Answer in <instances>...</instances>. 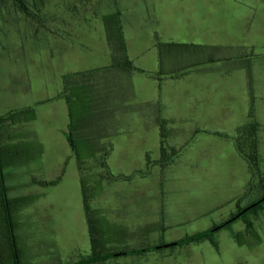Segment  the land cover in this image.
Returning <instances> with one entry per match:
<instances>
[{"label": "crops", "instance_id": "0c3cea01", "mask_svg": "<svg viewBox=\"0 0 264 264\" xmlns=\"http://www.w3.org/2000/svg\"><path fill=\"white\" fill-rule=\"evenodd\" d=\"M30 14L14 0H0L2 42L13 43L16 58L23 59L18 67L25 68L16 73L11 99L21 101L13 110L32 105L27 51L36 42L37 22ZM155 23L156 31L135 58L128 46L110 45L103 34L101 63L68 71L73 76L63 82L64 97L56 101L67 116L61 139L67 142L72 123L83 168L92 166V186L82 190L74 162L78 184L62 197L72 198L71 221L90 246L87 256L99 257L93 264H129L158 254L166 225L195 220L188 203L185 211H174L173 196L186 179L192 198L199 178L213 173L233 177L230 201L250 193L253 176L238 142L247 138L250 125L256 126V149L264 142V113L259 117L255 111L264 106V48L257 40L264 0H164ZM62 140L64 158L71 159L70 145ZM180 162L189 166L188 175L178 171Z\"/></svg>", "mask_w": 264, "mask_h": 264}, {"label": "rangeland", "instance_id": "374dc122", "mask_svg": "<svg viewBox=\"0 0 264 264\" xmlns=\"http://www.w3.org/2000/svg\"><path fill=\"white\" fill-rule=\"evenodd\" d=\"M21 1L25 8L23 10L35 14L37 22L36 42L27 51V57L31 60V65L26 62L31 83L29 97L32 105L29 109L13 110L21 101L11 99L15 97L13 91L18 85L16 73L25 68L18 67L23 59L16 58V47L10 40L2 42L3 30L0 34V117L24 112V117L15 124L1 123L0 142L1 145H16L24 149L25 159H28V164L6 170L12 190L9 195L32 198L14 215V222L18 221L20 225L14 231L17 260L12 264H77L89 258L90 246L82 237L81 228L71 221L68 203L72 198L62 197L66 190L71 192L78 184L77 169L72 167L78 159L71 148L68 151H71L72 158H64L59 133L65 127L67 116L62 114L56 101L64 97L60 91L68 71L88 69L103 60L101 46L105 39L103 34H107L106 26L113 35V45L128 46L131 58L137 57L148 44L152 30L156 31L155 21L164 0ZM259 31L258 47L263 49L264 28ZM63 34L72 41H68L70 39ZM263 107L255 110L259 117L264 113ZM75 113L72 108L73 118H76ZM241 138L244 142L243 136ZM62 141L67 146V142ZM184 143H187V136ZM75 146L77 152H83L79 142L76 141ZM180 163L182 165H177L180 168L178 171L188 175L189 166ZM257 163L250 193L233 201L229 199L228 189L233 187L231 175L213 173L206 179L200 177V186L193 198L190 193L194 191L189 188L187 179L183 181L173 196L174 211H185L188 203L191 206L190 215L195 220L186 224L166 225L162 234L164 243L158 246L159 253H150L142 261L132 259L134 261L129 264H264V205L257 216L251 213L245 215L252 223L251 228H247L242 220L233 222L215 235V246L209 241L180 244L187 237L227 221L237 212L236 206L240 202L246 206L263 195L264 142L257 148ZM91 168L89 166L83 172L78 169L83 179L81 185L83 183L88 191L92 186ZM58 176H61L58 186L43 187L39 184ZM32 180L37 184H32ZM39 194L42 195L40 200ZM3 258L0 257V264H8L7 259ZM102 264L123 263L108 260Z\"/></svg>", "mask_w": 264, "mask_h": 264}, {"label": "trees", "instance_id": "16d2710c", "mask_svg": "<svg viewBox=\"0 0 264 264\" xmlns=\"http://www.w3.org/2000/svg\"><path fill=\"white\" fill-rule=\"evenodd\" d=\"M15 3L21 4L20 7H22V12L26 13L23 9L24 5L21 0H14ZM26 15H29L27 12ZM30 17H32V14H30ZM107 30V37H108V43L110 45H113V35L111 36L110 33V28L106 26ZM115 46V45H114ZM121 46V44H120ZM126 67L132 68L130 62L127 61ZM73 75H66L64 77V85L67 84L69 79ZM24 117V112H13L12 114L5 116V117H0V125L1 123L4 122H10L12 124H15L20 120V118ZM30 118L33 119V117ZM246 134L247 138H245L244 142H238L237 150L240 155L244 156L246 158L251 172L252 176L255 175L257 172V149H256V141H255V132H256V126L255 125H250L247 126L246 129ZM74 129L72 123H70L68 127V132L65 134L66 140L68 144L70 145V148L74 153H77V159H78V168L81 172L84 171L83 165L81 163L82 158L80 156L81 153L77 152V148L74 143ZM9 140H13V138H9ZM243 141V140H242ZM12 147V148H11ZM17 148V149H16ZM161 153H162V163L166 161V156H165V150L163 146L161 147ZM25 153L24 149L20 148L19 146L16 145H1L0 142V257H4L7 259L8 264L15 263V260H17V251L15 249V236H14V231L17 230V227L20 225L19 222H14V215L17 213V209L28 204L29 201L32 198L29 197H10L9 193L12 191L9 187L8 180L9 176L7 174L6 170H9L13 167H18L23 164H28V159H25ZM60 177L58 176L54 180L50 181H42L39 184L43 187H49V186H55L60 182ZM83 182V179H82ZM32 184H37L35 180H32ZM251 186V184H250ZM84 184L82 183V190H83ZM264 205V193L263 195L251 202L250 204L246 206H238L237 212L231 217L218 225L212 226L209 230L198 233L196 235L190 236L185 238L184 240L180 241V244H185L189 242H195L199 243L202 241H209L212 243L213 246H215V240L214 237L215 235L221 230L232 224L233 222H236L238 220H242V222L245 224L247 228H251L252 223L248 218L245 217L246 214L251 213L254 216H257L260 211H262V206ZM84 208L86 212V216H88L89 213V207L87 203V197H85L84 194ZM89 231L91 235V224L89 222ZM91 242L93 244V240L91 238ZM111 255H116V254H111ZM3 258V259H4ZM99 257L95 256L93 253L91 256L85 260L78 262L77 264H91L98 262Z\"/></svg>", "mask_w": 264, "mask_h": 264}]
</instances>
